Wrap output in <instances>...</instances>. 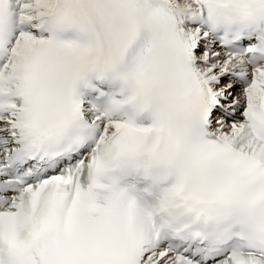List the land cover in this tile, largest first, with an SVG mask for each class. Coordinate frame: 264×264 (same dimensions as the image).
I'll use <instances>...</instances> for the list:
<instances>
[{
	"label": "snow or ice",
	"instance_id": "6c2138e0",
	"mask_svg": "<svg viewBox=\"0 0 264 264\" xmlns=\"http://www.w3.org/2000/svg\"><path fill=\"white\" fill-rule=\"evenodd\" d=\"M0 264H264V0H0Z\"/></svg>",
	"mask_w": 264,
	"mask_h": 264
}]
</instances>
